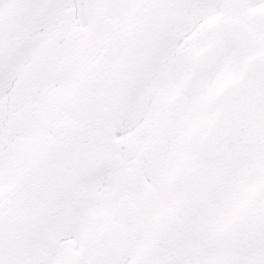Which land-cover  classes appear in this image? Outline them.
I'll list each match as a JSON object with an SVG mask.
<instances>
[{
	"label": "snow or ice",
	"instance_id": "1",
	"mask_svg": "<svg viewBox=\"0 0 264 264\" xmlns=\"http://www.w3.org/2000/svg\"><path fill=\"white\" fill-rule=\"evenodd\" d=\"M0 264H264V0H0Z\"/></svg>",
	"mask_w": 264,
	"mask_h": 264
}]
</instances>
